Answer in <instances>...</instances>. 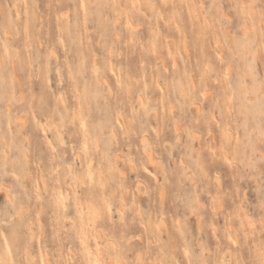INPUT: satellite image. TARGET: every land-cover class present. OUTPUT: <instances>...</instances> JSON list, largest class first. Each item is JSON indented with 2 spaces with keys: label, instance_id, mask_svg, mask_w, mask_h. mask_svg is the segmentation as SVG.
I'll return each instance as SVG.
<instances>
[{
  "label": "rangeland",
  "instance_id": "374dc122",
  "mask_svg": "<svg viewBox=\"0 0 264 264\" xmlns=\"http://www.w3.org/2000/svg\"><path fill=\"white\" fill-rule=\"evenodd\" d=\"M0 187L6 264L258 261L264 0H0Z\"/></svg>",
  "mask_w": 264,
  "mask_h": 264
},
{
  "label": "bare ground",
  "instance_id": "6f19581e",
  "mask_svg": "<svg viewBox=\"0 0 264 264\" xmlns=\"http://www.w3.org/2000/svg\"><path fill=\"white\" fill-rule=\"evenodd\" d=\"M244 22H245V21H244ZM246 23H247V22H246ZM246 23H245V24H246ZM244 27H245V26H244ZM246 27H247V26H246ZM243 29L245 30V28H243ZM244 34H245V33H244ZM257 52H258V51H257ZM258 53H259V52H258ZM58 74H59V73H58ZM247 74H248V72H247ZM59 79H60V77H59ZM121 80H123V79H121ZM60 82H61V81H60ZM206 82H207V80H206ZM194 83H195V82H194ZM194 83H193V85H195ZM60 84H61V83H60ZM107 84H108V83H107ZM205 84L207 85V83H205ZM203 85H204V83H203ZM195 86H196V85H195ZM195 86H194V87H195ZM204 86H205V85H204ZM108 89H109V91L112 90V86H111L110 84H108ZM61 93H62V92H61ZM205 93H207V92H205ZM61 95H62V94H60V97H62L61 100L64 101V102H62V103H65L64 95H62V96H61ZM195 98H196V96H195ZM195 98H194V100H195ZM143 102H144V100H143ZM193 102H194V101H193ZM198 102H199V101H198ZM198 102H194V104L197 105V107H198V109H199V106H200V105L198 106V104H196V103H198ZM200 108H201V107H200ZM199 110H200V109H199ZM199 113H200V111H199ZM199 119H200V117H199L197 120H199ZM49 120H50V119H49ZM200 120H201V119H200ZM50 121H51V120H50ZM197 122H198V121H197ZM48 123H49V122H48ZM51 124H52V122H51ZM198 127H199V126H198ZM198 127H197V131H198ZM200 130H201V129H200ZM57 131H58V132H57ZM57 131H56V132H57V137H58V134H59V136L62 137V134H63L62 130H61L60 128L57 127ZM113 131H114V130H113ZM197 131L194 130V132H195L194 134H196V136H198V135L201 133V132L198 133ZM201 134H202V133H201ZM200 136H201V135H200ZM198 137H199V136H198ZM199 138H201V137H199ZM199 138H198V139H199ZM144 139L147 140V138H144ZM59 140H60V139H59ZM61 140H64V139L62 138ZM62 142H64V141H62ZM199 143H200V142H199ZM148 144H149V142H145V145H144L145 148L148 150V153H149V157H148V158L151 157V158H153V161H154V157H153L152 153L150 152V146H149ZM200 148H201V147H200ZM148 153H147V154H148ZM151 158H150V159H151ZM155 159H156V157H155ZM151 160H152V159H151ZM219 177H220V176H219ZM218 179H219V178H218ZM44 181H45V180H44ZM45 182H46V181H45ZM46 183H47V182H46ZM137 185H138V184H137ZM45 186H47V185H45ZM2 187H3V186H2ZM0 188H1V187H0ZM45 188H46V187H45ZM3 190H4V189H3ZM138 190H139V189H138ZM140 190H141V189H140ZM163 197H164V196H163V192H161V194H160L161 202H162ZM198 200H199V199H198ZM201 201H202V200H201ZM201 201H200V202H201ZM198 202H199V201H198ZM202 202H203V201H202ZM162 206H163V205H162ZM162 210H164V209H162ZM165 211H166V210H165ZM92 217H93V216H92ZM164 218H166V217H164ZM161 220H163V219L161 218ZM200 220H201V219H200ZM200 220H199V221H200ZM200 222H201V221H200ZM165 223H166V220H164V221H160V224H163L162 226H164V227L167 226V224H165ZM149 227H150V226H149ZM168 227H169V225H168ZM199 227L201 228V226H199ZM150 228H151V227H150ZM167 229H168V228H167ZM167 229L164 228L163 231L168 235V234H170V232H169V230H167ZM169 229H170V228H169ZM151 230H152V228H151ZM148 231H149V230H148ZM152 232H153V235H152L151 232H149V233H151V236H152L151 238H153V240H152V239H151V240H152V242H156V241L158 240L157 235L155 234V232H154L153 230H152ZM122 237H123V236H122ZM139 237H140V236H139ZM139 237H138V238H139ZM110 241H111V240H110ZM112 241H113V240H112ZM171 241H172V240H171ZM170 243H171V245H173L172 242H170ZM154 244H156V243H154ZM34 257H35V256H34ZM47 259H48V264H56L55 261L53 260V258H52V256H51L50 253L47 255ZM0 262H2V264H6L5 261H4L3 255H2V257L0 258Z\"/></svg>",
  "mask_w": 264,
  "mask_h": 264
},
{
  "label": "snow or ice",
  "instance_id": "6c2138e0",
  "mask_svg": "<svg viewBox=\"0 0 264 264\" xmlns=\"http://www.w3.org/2000/svg\"><path fill=\"white\" fill-rule=\"evenodd\" d=\"M147 171V169H145ZM123 215V214H122ZM262 224V231H264V220L261 221ZM187 255V253H185ZM259 260L258 261H252L250 264H264V246H262L261 250L258 253ZM2 264V262H0Z\"/></svg>",
  "mask_w": 264,
  "mask_h": 264
}]
</instances>
